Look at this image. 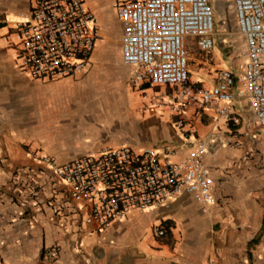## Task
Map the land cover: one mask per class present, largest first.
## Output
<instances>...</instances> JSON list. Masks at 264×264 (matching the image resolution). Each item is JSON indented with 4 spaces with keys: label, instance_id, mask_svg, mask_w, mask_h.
Instances as JSON below:
<instances>
[{
    "label": "crops",
    "instance_id": "obj_1",
    "mask_svg": "<svg viewBox=\"0 0 264 264\" xmlns=\"http://www.w3.org/2000/svg\"><path fill=\"white\" fill-rule=\"evenodd\" d=\"M117 1L83 0L100 36L88 64L73 76L43 80L31 78L15 59L17 27L28 17L31 0H0V264H218L214 224L220 227L224 264L229 255L239 258L236 264H247L246 243L258 233L264 212V180L251 169L239 170L238 163L251 143L261 144L242 125L217 120L210 109L188 107L189 133L182 134L173 125L174 113L142 108L147 95L161 89L132 86L130 67L111 47L121 34ZM210 4L218 8L216 0ZM231 12L234 16L232 3ZM209 59L211 71L233 65L218 63L215 50ZM213 75L205 82L189 77L208 86ZM234 106L240 124L251 116L246 99H236ZM224 139L230 145L220 144ZM196 141L210 150L204 164L213 192L206 213L182 191L142 211L130 209L102 230L85 221L87 204L74 201L32 158L44 155L62 163L122 144L151 145L163 158L167 144L174 150L168 158L174 159ZM51 250L54 256L48 255ZM247 255L251 264H264V233Z\"/></svg>",
    "mask_w": 264,
    "mask_h": 264
},
{
    "label": "built area",
    "instance_id": "obj_2",
    "mask_svg": "<svg viewBox=\"0 0 264 264\" xmlns=\"http://www.w3.org/2000/svg\"><path fill=\"white\" fill-rule=\"evenodd\" d=\"M236 31L245 57L231 67L213 70V83L200 85L188 75L187 39L203 53L214 46L210 0H118L120 61L130 67V83L160 88L147 95L144 109L175 114L173 122L189 133L188 107L210 109L224 124L237 125L234 101L246 99L253 123L264 130V0H231ZM100 39L96 19L83 0H31L28 17L17 27L15 59L31 78L50 80L83 71ZM230 145L228 139L220 142ZM163 158L151 145L103 146L69 161L56 163L32 155L63 184L74 201L87 204L86 222L102 230L130 210L142 211L188 192L206 213L213 184L204 164L210 150L196 141L174 159L163 145ZM156 235L162 229H154ZM54 256L55 251H48Z\"/></svg>",
    "mask_w": 264,
    "mask_h": 264
},
{
    "label": "rangeland",
    "instance_id": "obj_3",
    "mask_svg": "<svg viewBox=\"0 0 264 264\" xmlns=\"http://www.w3.org/2000/svg\"><path fill=\"white\" fill-rule=\"evenodd\" d=\"M216 1L218 2L216 5L218 8L213 7L214 46L212 50L218 51L220 55L218 63L228 66L230 64H235L242 59L244 46L241 37L236 31L234 16L231 12V0ZM192 43L193 38L189 37L187 39L188 75H198L200 76V80L205 82L208 75L213 72L211 71L212 67L210 66L212 60L209 59L211 51L208 53L200 52ZM118 46L119 39L117 38L111 43V47L114 52L119 54ZM237 125H242L245 132L252 133L261 144L259 148L255 143H251V149L248 153H243L242 158L238 163L239 170L243 169L245 171H249V169H251L253 171L252 175H262L261 179L264 180V133L261 131L260 127L253 123L251 116L244 118L242 124L238 123ZM261 186L262 189H264V184ZM213 231V244L217 262L218 264H220V262L224 264V260L220 257L221 249L224 247V244L220 240V227L214 224ZM228 245H230V243ZM229 256V264H231V261L233 264L238 263L239 258H236V256ZM244 256L247 264H251L252 257H249L246 253Z\"/></svg>",
    "mask_w": 264,
    "mask_h": 264
},
{
    "label": "trees",
    "instance_id": "obj_4",
    "mask_svg": "<svg viewBox=\"0 0 264 264\" xmlns=\"http://www.w3.org/2000/svg\"><path fill=\"white\" fill-rule=\"evenodd\" d=\"M262 233H264V212H263V215H262L261 226H260V229H259L258 233L253 238L248 240L247 243H246V254H247V250H249V248L258 241L259 236Z\"/></svg>",
    "mask_w": 264,
    "mask_h": 264
}]
</instances>
